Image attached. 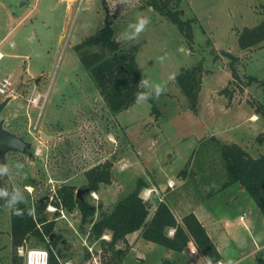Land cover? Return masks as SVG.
<instances>
[{"label": "rangeland", "instance_id": "rangeland-1", "mask_svg": "<svg viewBox=\"0 0 264 264\" xmlns=\"http://www.w3.org/2000/svg\"><path fill=\"white\" fill-rule=\"evenodd\" d=\"M19 1L0 0L10 13L11 28L0 48V81L8 77L13 85L0 95V102L8 100L0 120L31 143V155L8 151L0 166V264H12L11 189L25 199L34 218L37 203L46 197L43 215L55 222L52 237H30L16 250L21 264L28 249L49 253L50 241L56 242L53 252L61 251L60 264H110L112 252L101 245L110 233L93 236L91 222H81L77 207L68 211L54 204L56 191L63 185L79 190V198L95 207V221L138 179L145 183L140 196L150 216L165 201L181 224L192 204H203L220 216L218 229L225 217L230 220L224 225L230 240L214 237L221 247L218 260L257 264V256H264V217L258 212L250 227L235 220L240 208L254 202L239 184L223 186L226 169L220 146L236 143L252 157L264 154V138L258 139L264 118L256 113L257 105H264V43L242 49L237 40L245 27L264 21V0H182V18H195L191 44L149 0ZM107 12L120 44L137 46L143 87L154 95L157 113L145 99L110 111L79 59L74 46L104 24ZM0 18L1 36L6 23ZM140 18L148 24L137 32ZM197 65L201 82L192 106L176 76L182 68ZM232 65L238 76L232 75ZM224 88L232 96L221 94ZM33 97L38 98L34 104ZM105 161L111 163V182L89 192L85 171ZM136 232L116 243V248L128 247L119 264H208L194 242L198 253L190 254L191 239L176 252ZM167 233L173 235L174 228Z\"/></svg>", "mask_w": 264, "mask_h": 264}, {"label": "trees", "instance_id": "trees-1", "mask_svg": "<svg viewBox=\"0 0 264 264\" xmlns=\"http://www.w3.org/2000/svg\"><path fill=\"white\" fill-rule=\"evenodd\" d=\"M182 0H149L148 5L159 14L175 24L185 40L193 42L192 24L194 17L182 18L179 4ZM238 45L242 49H250L264 43V21L253 27H245L239 32ZM79 59L86 71L92 77L99 94L106 106L112 112H120L128 109L136 101L145 99L152 103V110L157 113L153 105V94L144 89L141 70L136 62L137 46L132 44L124 46L120 44L114 35L112 21L109 13H106L104 24L93 34L86 37L81 43L74 46ZM232 61L236 57L226 53ZM232 75H237L236 68L232 65ZM250 81L256 78L250 76ZM176 81L182 92L188 98L192 106H195L200 90L201 68L199 65L184 69L176 76ZM221 94L232 96L225 88ZM252 105V104H251ZM256 113L264 118V105L256 107ZM264 138V132L258 136L259 141ZM221 156L224 160L226 178L224 187L239 184L252 198L257 209L264 217V154L252 157L246 150L236 143H224L220 146ZM111 163L102 162L85 171L87 184L90 191H96L100 184L111 182ZM145 186L142 179H138L134 188L120 198L109 211H101L99 218L91 219L95 213V207L83 199L75 196L74 187L63 185L57 188L56 206L62 205L68 211L77 207L81 213V222H91L90 233L99 238L104 233H110L109 240L101 241L105 250H110V264L122 262L128 247L116 248L119 241L126 242V236L139 231L142 238L157 243L167 249L180 252L191 239L199 248L208 264H215L221 257L215 244L207 234L204 226L194 213L189 212L182 217L180 224L165 201H159L153 214L149 215L148 204L140 196L141 188ZM10 237L12 247V264H21V257L16 250L23 247L30 237L44 240L53 232L54 220L47 219L43 211L47 205L38 202L36 210L38 216L33 217L32 211L25 199L14 190H10ZM174 228L173 235H168V228ZM55 241L46 243L49 249V263L60 264L58 256L60 249H53ZM257 264H264V256L258 255Z\"/></svg>", "mask_w": 264, "mask_h": 264}, {"label": "crops", "instance_id": "crops-1", "mask_svg": "<svg viewBox=\"0 0 264 264\" xmlns=\"http://www.w3.org/2000/svg\"><path fill=\"white\" fill-rule=\"evenodd\" d=\"M5 7H6L5 5L2 6V4L0 3V15L3 16V20L6 23V29L2 33V35L0 36V48L2 47V45L4 44V42L7 40V38L9 37V35L11 33L10 32L11 28L9 29V27H8L10 23L7 22V20L10 21V13H9L8 9H6ZM1 22H2V18H0V25H1ZM2 54L3 53L0 51V55H2ZM239 188H241V186H239ZM239 190H242V189H239ZM239 192H241V191H239ZM233 197L236 199H237V197L239 198V196H237V194L236 195L234 194ZM189 212L194 213V215L197 217V219L204 226L207 234L209 235V237L211 238V240L215 244V246H216V248H217V250L221 256V252H220L221 247L219 245L218 240H215L214 237L219 238L220 241H221V239L222 240L223 239L230 240V238L228 237L230 235L226 232L227 228L224 227V225L226 223H230L229 218L225 217L223 226L220 224L219 229H218L217 223H219V217L220 216L215 215L207 206H204L203 204H200V203L199 204L194 203V204H192V209L187 211V213H189ZM258 212H259V210L257 209L255 203H250L249 205L244 206V208H242V209L240 208L239 211H237L234 214L235 220H238L244 226H248V227L253 226L254 221L256 219H258V214H259ZM187 213H185V214H187ZM133 233L135 234V232H133ZM139 234H140V232H139ZM128 235L126 236V238H128ZM191 244H194L193 241H191Z\"/></svg>", "mask_w": 264, "mask_h": 264}, {"label": "water", "instance_id": "water-1", "mask_svg": "<svg viewBox=\"0 0 264 264\" xmlns=\"http://www.w3.org/2000/svg\"><path fill=\"white\" fill-rule=\"evenodd\" d=\"M27 0H20V5L25 3ZM8 100H3L0 102V112L7 105ZM45 137V135L43 134ZM31 143L25 141L22 137L8 131L3 127V122L0 120V165L5 162V155L8 151H17L21 153H26L31 155ZM76 197L79 198V190L76 192ZM43 197L40 199V203L42 204ZM53 236V233L50 234V237Z\"/></svg>", "mask_w": 264, "mask_h": 264}, {"label": "built area", "instance_id": "built-area-1", "mask_svg": "<svg viewBox=\"0 0 264 264\" xmlns=\"http://www.w3.org/2000/svg\"><path fill=\"white\" fill-rule=\"evenodd\" d=\"M12 81L8 77L2 78L0 81V95H6L8 92L12 91ZM38 100L37 97H33L30 100V103L34 104ZM51 208L50 206H48ZM188 250L190 254L197 255L198 250L194 244H191L189 241ZM49 263V253L44 249H28L24 254V264H48ZM217 264H222L220 260L217 261Z\"/></svg>", "mask_w": 264, "mask_h": 264}, {"label": "clouds", "instance_id": "clouds-1", "mask_svg": "<svg viewBox=\"0 0 264 264\" xmlns=\"http://www.w3.org/2000/svg\"><path fill=\"white\" fill-rule=\"evenodd\" d=\"M147 24H148L147 18H140L139 24L137 25V28H136V31L141 32Z\"/></svg>", "mask_w": 264, "mask_h": 264}, {"label": "flooded vegetation", "instance_id": "flooded-vegetation-1", "mask_svg": "<svg viewBox=\"0 0 264 264\" xmlns=\"http://www.w3.org/2000/svg\"><path fill=\"white\" fill-rule=\"evenodd\" d=\"M1 165H2V164H1ZM1 165H0V166H1Z\"/></svg>", "mask_w": 264, "mask_h": 264}]
</instances>
